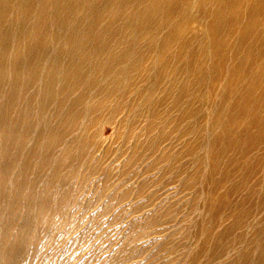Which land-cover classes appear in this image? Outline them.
Instances as JSON below:
<instances>
[{"label":"bare ground","instance_id":"bare-ground-1","mask_svg":"<svg viewBox=\"0 0 264 264\" xmlns=\"http://www.w3.org/2000/svg\"><path fill=\"white\" fill-rule=\"evenodd\" d=\"M262 101L264 0H0V264H18L28 248L14 230L23 209L41 235L76 178L107 179L116 164L148 173L169 159L178 180L203 169L213 181L202 195L209 212L240 214L209 232L196 258L214 264L230 235L232 258L221 264H264V168L256 177L254 167L264 153L253 151L264 149ZM106 123L115 148L103 146ZM224 192L235 199L220 208ZM245 206L260 211L255 225L239 220Z\"/></svg>","mask_w":264,"mask_h":264},{"label":"rangeland","instance_id":"rangeland-1","mask_svg":"<svg viewBox=\"0 0 264 264\" xmlns=\"http://www.w3.org/2000/svg\"><path fill=\"white\" fill-rule=\"evenodd\" d=\"M194 14L196 16H199V11H194ZM261 104L262 105H260L259 107L260 108L264 107V101H262ZM100 135H101L102 140L104 141L103 146L109 145L112 148L117 147L118 144H116V142H114L116 140L115 138H117V137L114 135L113 128L109 124L106 123L103 125ZM173 145H175V148ZM171 146L172 147L169 150L170 155L176 154L180 149V148H177L178 146L175 143H173ZM259 149L256 148L255 150H253L254 152L256 151L257 154L254 153L256 156H260L262 153H264V149H262V147H260ZM183 158H185L186 160L188 159L187 157H183ZM173 160L174 159H169L168 162L173 163ZM186 160L182 159V161H181V163L183 162L181 164L182 168H183V166L185 168V166L187 164H189L190 160H188V161H186ZM206 160H207V162L213 161V159L210 155H208L206 157ZM168 162H167V164L162 163V164H159L155 167L153 166L154 168L152 167L151 171H148V173H144V166H142V164H140L138 166H134L135 170H134V168H132L129 170L130 172L129 171L126 172V170L123 169L124 168L123 166L116 164L110 168L109 178H107V179L104 177V175L101 176V177H104V179L103 178L98 179L94 175L88 177L84 181H81L80 177L76 178V180L74 181L76 184L73 182L72 186H71V190H72L71 198L69 200L64 199V201H62V203H60L61 204L60 206H62L64 208L62 209V207H60L61 209H59L58 214H56L57 216L55 214H53V215H55V217L51 215V219L49 221L50 224L48 223V224H44L42 226V228H43L42 231L44 230L45 233H43L41 235L35 233L33 226L31 224L32 219H33L32 218L33 214L31 212L25 213V212H23V210H24L23 209L21 211L22 212L21 216L22 217L24 216V217L23 218L22 217L17 218L18 220H17V225L15 226V228L17 226H18V228L17 229L14 228V230L22 231V234L25 236V238H24V236L22 237V243L25 242L23 240L26 239V245H28V248L25 251H23L21 256L17 257V259H19L18 264H34L35 261H36L35 264H38V263L42 264L43 261H44L43 264H179V263L180 264H199V263L203 264V262H205L207 260L206 257H203L202 260H198L196 258V253H197V250L202 248L204 243H205L204 249H208V241L207 240L209 239V235H210L209 232L211 233V231H215V230L220 231L223 227H225L226 225H229L230 222L234 221L235 219H238L237 217H239L240 214H235V212L233 213L231 211L230 212L224 211L225 213L224 212L223 213H212L211 211L209 212L207 206L206 205L204 206V204L202 203V201H203L202 199H204V196H202V195L207 196L206 194H209L207 192V190H205L204 188H206L208 185L209 186L212 185L213 181L210 179H207V178H203V174L205 173V171L203 169H199L196 178H194L192 176V173H191V176L193 179H191L190 175L187 174L184 176L183 180H178L177 177L174 175L173 171L170 174V171L168 170V166H169ZM184 163H186V164L184 165ZM258 163L259 162H254V165H255L254 167H256V171L258 170V172H256V177L259 176L262 168H264V164H262V163L258 164ZM174 164H175V161H174ZM105 165H106L105 166L106 170H108L107 167H109V165H107V164H105ZM159 168L160 169L162 168L163 170L162 169L160 170ZM186 168H185V170H186ZM106 170H105V173H106ZM133 170H134V172H132ZM137 170L140 171V173ZM154 170L157 172H155ZM166 170H168V171H166ZM160 171H161V173H159ZM135 172H136V175L134 174ZM141 174L142 175L144 174V175L142 176ZM164 175L167 177H165ZM115 176H116V178H115ZM161 176L163 178H165L164 181H163V178ZM117 177H119V179L121 177L122 181H121V179L119 180ZM134 177L135 178L137 177V178L135 179ZM139 177H142V178L139 179ZM101 179H103V180H101ZM148 179H151V180H148ZM107 180H109V181H107ZM135 180L137 181V184H136ZM207 180H208V182H206ZM209 180H210V182H209ZM89 181L91 183L90 186H88ZM106 181H107V184H106ZM111 181H113L112 182L113 184L111 183ZM252 181H253V177H252ZM41 182L43 183V181H41ZM79 182L82 183L83 185H80ZM86 182H88V184ZM153 182H155V183L153 184ZM195 182H197V183H195ZM199 182H200V184H199ZM42 183H40V184H42ZM95 183H96V186H94ZM129 183H130V186L128 185ZM192 183H193V186H192ZM97 184H99V185H97ZM104 184H106L107 186ZM142 184H144V186ZM186 184H189L188 185L189 187L186 186ZM181 185H182V187H181ZM102 186L104 189L102 188ZM113 186H118V187H113ZM125 186H126V188H125ZM137 186H138V189H137ZM176 186H177V188H176ZM179 186L181 187V189ZM190 186H191V188H190ZM199 186H202V187L199 188ZM88 187H89V189H88ZM139 187L142 188L141 193H140ZM148 187H149V189H148ZM131 188H133V189H131ZM136 189H137V191H136ZM50 190H49L50 193L54 192L52 187L50 188ZM103 190L104 191L106 190V191L104 192ZM130 190H132V191H130ZM192 190H194V192ZM74 191H75V193H74ZM84 191H86V192H84ZM144 191H145V193H143ZM181 191H182V194H181ZM79 192H82L83 194L79 193ZM98 192H99V194H98ZM114 192H115V194H114ZM168 192L170 194H168ZM101 193H103L104 195H102ZM122 193H124V194H122ZM76 194L77 195L79 194L78 197ZM132 194H135V195H132ZM179 194L181 196H179ZM198 194H199V196H197ZM223 194H224L223 200L224 201L227 200V202L225 204L224 201L222 200L221 203L219 204L220 208L227 207V203L233 202L235 199L234 198L232 201V197H230L231 194H229V193L224 192ZM226 195H228V196H226ZM145 196H147V197H145ZM177 196H178V198H177ZM97 198H99V199H97ZM239 198L240 197H237L236 200ZM55 199H58V198L56 197ZM156 200H158V201H156ZM77 201H78L79 206L77 205ZM81 201H83V204L81 203ZM197 201H199V202H197ZM52 202L50 203L51 204L50 206H52L51 209L53 208V205H54V201H52ZM150 202H151V204H150ZM70 203H71V205H70ZM87 207H89V208H87ZM200 207H202L203 209ZM66 208H68V209L65 210ZM185 208H188V209L185 210ZM247 208L249 209L248 206L244 207V209H247ZM183 210H185L186 212L185 211L183 212ZM249 210H250L249 216L247 214L246 218L245 217H243L242 219L239 218V220L243 223L244 221H247L249 219V221H251L252 224H254V223L256 224V221H255L256 217L258 215H260L261 213H260V211H256V209L253 210V212H252V209H249ZM201 211H202V213H201ZM192 212H193V214H192ZM226 212H227V214H226ZM206 214L209 217L208 221H207V217H206L207 215ZM46 215L50 216L49 214H46ZM199 215H200V217H199ZM217 215H218V217H217ZM219 215H221V216H219ZM70 216L71 217L73 216V219L70 218ZM232 216H233V219H232ZM63 217H65V218L62 219ZM202 217H203V219H202ZM55 219H56V221H55ZM217 219L222 221V222L219 223L220 221H218ZM64 220H65V222H64ZM193 220H195V221H193ZM215 221H217L219 223V225H217L218 223ZM63 222L65 225H63ZM175 222H177V223H175ZM224 222L226 223V225H224L225 224ZM22 224H24V225H22ZM166 224H168V225H166ZM27 225H28V227H27ZM53 225H54V227H53ZM21 226H22V228H21ZM24 227H25V230H24ZM28 228H31V229H28ZM186 228H187V230H186ZM198 228H200V230ZM45 229L46 230L48 229V230L46 231ZM49 229H51V230H49ZM190 229H191V231H190ZM242 229H243L242 226L238 227V231L242 230ZM14 230L12 229V232H16ZM193 230H194V234H193ZM52 231H54V233ZM201 231H202V234H201ZM32 232H33V234H32ZM56 234H57V236H55ZM186 234L188 236H190L192 234V236H190L191 238L188 237ZM200 234L203 236L200 237L201 236ZM42 235H44L43 238H42ZM52 236H54V237H52ZM193 236H194V238H193ZM245 236L247 239L249 238V236L251 237L250 239H252V232H250V231L247 232ZM230 237H231L230 235H226L225 243L220 244L218 246V248H217L219 250L218 252H219V254H221L223 256H220V257L215 256L214 260H213L214 264H216L217 262H218L217 264H221V263H225V262L231 260L232 254H233L232 248L234 247V245H232L233 247L231 248V246H229V244H226V242H228ZM32 238H35L36 241L31 242L30 240ZM40 239H42V242L39 241ZM250 239H248V240H250ZM51 240H52V242H51ZM188 240L190 243L185 242ZM188 243H189L190 247H192V246L193 247L190 248L188 246ZM24 244L25 243H23V245ZM29 244H30V246H29ZM187 247H189V248H187ZM180 249H181V252H180ZM220 250H221V253H220ZM230 250H232V251H230ZM174 251H175V253H174ZM187 251H189V252H187ZM49 252H50V254H49ZM176 252L178 253V255H176L177 254ZM179 252H180V255H179ZM182 252H183V256L181 257ZM32 255H33V257H32ZM10 256H9V258H10ZM46 256L48 258H46ZM19 257H22V258H19ZM39 257L41 258V260L39 259ZM34 258L35 259L37 258V259L35 260ZM51 259H53V260H51ZM218 260H220V261H218Z\"/></svg>","mask_w":264,"mask_h":264}]
</instances>
